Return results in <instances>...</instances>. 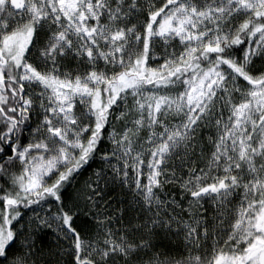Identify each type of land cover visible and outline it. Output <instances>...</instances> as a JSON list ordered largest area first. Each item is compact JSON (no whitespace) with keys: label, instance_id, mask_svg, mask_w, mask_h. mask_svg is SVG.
Returning <instances> with one entry per match:
<instances>
[{"label":"snow or ice","instance_id":"snow-or-ice-1","mask_svg":"<svg viewBox=\"0 0 264 264\" xmlns=\"http://www.w3.org/2000/svg\"><path fill=\"white\" fill-rule=\"evenodd\" d=\"M0 264H264V0H0Z\"/></svg>","mask_w":264,"mask_h":264},{"label":"trees","instance_id":"trees-1","mask_svg":"<svg viewBox=\"0 0 264 264\" xmlns=\"http://www.w3.org/2000/svg\"><path fill=\"white\" fill-rule=\"evenodd\" d=\"M46 240L47 241H51L52 240V237H46Z\"/></svg>","mask_w":264,"mask_h":264}]
</instances>
